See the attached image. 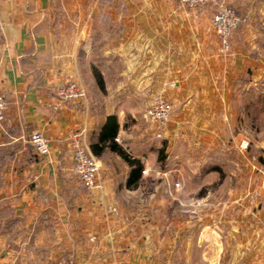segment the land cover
Masks as SVG:
<instances>
[{
	"label": "crops",
	"instance_id": "0c3cea01",
	"mask_svg": "<svg viewBox=\"0 0 264 264\" xmlns=\"http://www.w3.org/2000/svg\"><path fill=\"white\" fill-rule=\"evenodd\" d=\"M223 1L242 17L228 55L212 24L214 6L3 1L0 94L9 107L0 125V264H68L69 257L74 264H168L172 256L196 264L209 253L196 240L209 234L228 244L220 264L224 255V264H264L261 186L220 188L213 204L218 220L204 219L194 228L172 218L158 225V188L148 192L141 182L158 173V138L143 117L156 96L174 104L165 136L178 138L170 146H221L239 123L234 111L244 115L250 101L252 126L263 113L264 0ZM72 81L86 98L54 108L58 87ZM110 116L116 133L104 128ZM34 131L49 138V154L35 150ZM77 131L101 161L99 188H85L74 172L64 139ZM249 141L257 151L250 154L252 163L264 162V138ZM119 150L143 165L134 185H128L132 165ZM176 207L174 202L166 209ZM182 228L192 238L180 251L166 243Z\"/></svg>",
	"mask_w": 264,
	"mask_h": 264
},
{
	"label": "rangeland",
	"instance_id": "374dc122",
	"mask_svg": "<svg viewBox=\"0 0 264 264\" xmlns=\"http://www.w3.org/2000/svg\"><path fill=\"white\" fill-rule=\"evenodd\" d=\"M233 99L234 103L239 106L240 99L238 97ZM243 108L247 115L246 113L244 115L237 113L238 115H236L234 111V116H237L239 123H236L235 127L233 126L231 129H228L225 144H221V146L210 148L203 145H190L186 147L180 143L170 146V140L175 142V138L178 137L167 139L165 136L166 132L161 137H157L158 173H154V175H151L152 173L150 175L148 174L141 182L143 188H146L148 192L152 188H158V225L162 224L163 220L167 221L169 218H172L173 220L179 219L180 223L187 221L186 224H190L194 228L196 226L200 227V222L204 221V219L218 220L220 211L213 204H217L220 195H222V193H219L220 188H250L257 186H261L262 188L263 175L253 168L254 162L252 163L250 155L251 152H257L256 147L252 150L249 140L250 138H264V108L260 109L261 107H259L263 113L259 116V121L256 122L257 124H253V126L251 125L253 120H250L249 117L251 102L248 101V105ZM243 117L246 119L245 121H243ZM240 135L249 141V146L246 150L239 148L240 140H238V137ZM260 151L261 149L258 152ZM256 163L264 166L263 161ZM215 168L218 170H215ZM148 192L144 196L149 199L150 194ZM204 197L207 199H204L202 205L197 208L195 213H188L184 210L185 206L183 204H188L193 198ZM174 202L177 203L174 211H172L173 208L166 209V206H171ZM182 229L184 230L181 234L179 233L177 235L173 233L172 239L169 240L168 238L166 244L169 247L176 248L180 251L186 248V243L192 237L190 236V232H187V229ZM218 236L219 234H209L205 238L196 240L200 244L199 247L205 251H209V253H206V258L198 257V263L196 264H220L219 255H227L230 252L223 236L224 247L220 251L218 248ZM171 241L172 246H170ZM175 241H178L177 246L174 244ZM228 257L223 256L222 264L225 261L228 263V260H225ZM179 259L178 257L172 256L168 260H170V264H186L179 261ZM69 260H71V257L68 258L67 263H69ZM168 260L166 258V261Z\"/></svg>",
	"mask_w": 264,
	"mask_h": 264
},
{
	"label": "built area",
	"instance_id": "2783aa9c",
	"mask_svg": "<svg viewBox=\"0 0 264 264\" xmlns=\"http://www.w3.org/2000/svg\"><path fill=\"white\" fill-rule=\"evenodd\" d=\"M4 0H0V5ZM182 6L196 10L208 6L215 7V13L212 18V24L215 33L220 41L221 52L228 55L231 53L232 36L235 30L242 23L240 14L228 3L223 0H177ZM85 89L77 82H69L65 85L59 86L57 89V104L54 108H58L68 101L82 100L86 98ZM9 104L4 95L0 94V125L4 122L6 112ZM174 112L173 101L164 96L158 95L152 99L151 103L145 110L143 117L155 129L156 137H161L163 133L169 129ZM68 143L73 153L74 172L87 189H95L100 187V175L102 164L100 159L93 153L90 144L83 132H71L64 139ZM30 142L33 144L35 150L41 155L50 153L51 144L47 136L40 131H34L30 136ZM249 146L247 139H242L239 142V148L246 150ZM253 168L261 172L263 175L264 190V166L254 164ZM208 196V195H207ZM206 196V197H207ZM204 199L207 198H193L188 204H183L184 210L188 213H195L197 208L202 205ZM111 211H116L115 207L110 208ZM218 247L223 250L224 243L222 236L219 237ZM68 264H74V261H69Z\"/></svg>",
	"mask_w": 264,
	"mask_h": 264
},
{
	"label": "trees",
	"instance_id": "16d2710c",
	"mask_svg": "<svg viewBox=\"0 0 264 264\" xmlns=\"http://www.w3.org/2000/svg\"><path fill=\"white\" fill-rule=\"evenodd\" d=\"M104 128H112V130H114V133H116L118 129L116 118L113 116H110ZM119 151L124 156V158L132 165V170H131L130 177L128 180V185H134L139 181L141 177L143 165L141 164L140 161L131 159L122 150H119Z\"/></svg>",
	"mask_w": 264,
	"mask_h": 264
}]
</instances>
